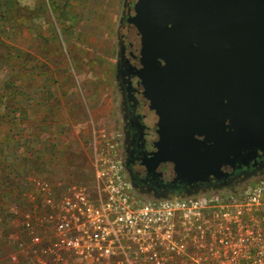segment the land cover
Returning <instances> with one entry per match:
<instances>
[{
  "label": "rangeland",
  "instance_id": "1",
  "mask_svg": "<svg viewBox=\"0 0 264 264\" xmlns=\"http://www.w3.org/2000/svg\"><path fill=\"white\" fill-rule=\"evenodd\" d=\"M122 1L0 0V257L30 205L29 166L90 186L96 151L127 178L113 80Z\"/></svg>",
  "mask_w": 264,
  "mask_h": 264
},
{
  "label": "water",
  "instance_id": "2",
  "mask_svg": "<svg viewBox=\"0 0 264 264\" xmlns=\"http://www.w3.org/2000/svg\"><path fill=\"white\" fill-rule=\"evenodd\" d=\"M132 12L134 73L158 117L146 171L168 162L171 182L190 184L253 158L264 139V0H134Z\"/></svg>",
  "mask_w": 264,
  "mask_h": 264
},
{
  "label": "built area",
  "instance_id": "3",
  "mask_svg": "<svg viewBox=\"0 0 264 264\" xmlns=\"http://www.w3.org/2000/svg\"><path fill=\"white\" fill-rule=\"evenodd\" d=\"M93 166L90 186L27 174L30 205L13 219L0 264L261 263L264 175L239 199L215 192L157 199L135 192L96 151Z\"/></svg>",
  "mask_w": 264,
  "mask_h": 264
},
{
  "label": "flooded vegetation",
  "instance_id": "4",
  "mask_svg": "<svg viewBox=\"0 0 264 264\" xmlns=\"http://www.w3.org/2000/svg\"><path fill=\"white\" fill-rule=\"evenodd\" d=\"M134 0H123L117 32V51L114 60L113 80L117 94V115L119 150L123 156V168L130 186L138 194L147 198L164 199L173 196H190L199 193H219L243 188L241 183L264 175V139L256 145L253 158L233 167L221 165L225 177H209L204 182L178 183L171 182L173 165L160 163L154 170L146 171L141 161L153 151L152 143L157 139L155 131L158 117L150 108L149 99L143 94V87L135 75L138 68V40L135 29L128 24L127 18L132 12ZM227 124V120H225ZM264 135V129L259 130ZM246 151V150H245ZM168 178H164L165 170ZM256 228L259 230L257 244L264 247V211L258 218ZM260 260H258L259 262Z\"/></svg>",
  "mask_w": 264,
  "mask_h": 264
},
{
  "label": "trees",
  "instance_id": "5",
  "mask_svg": "<svg viewBox=\"0 0 264 264\" xmlns=\"http://www.w3.org/2000/svg\"><path fill=\"white\" fill-rule=\"evenodd\" d=\"M32 167H33V165L32 166H29L28 173L31 172V171H33Z\"/></svg>",
  "mask_w": 264,
  "mask_h": 264
}]
</instances>
